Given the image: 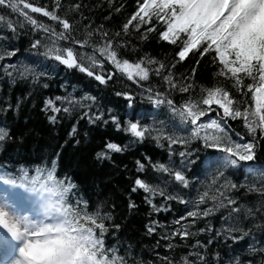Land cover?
Returning a JSON list of instances; mask_svg holds the SVG:
<instances>
[{"label": "snow or ice", "instance_id": "6c2138e0", "mask_svg": "<svg viewBox=\"0 0 264 264\" xmlns=\"http://www.w3.org/2000/svg\"><path fill=\"white\" fill-rule=\"evenodd\" d=\"M81 7L73 3L68 11L79 12ZM0 8L10 10L0 14V62L16 60L0 63L5 77L48 89L44 81L55 71L53 65H60L85 74L96 85L81 95L61 84L64 95L44 98L41 110L50 123L76 119L68 134L72 139L79 135L80 120L127 135L129 144L104 141L95 153L97 160H111L112 153H123L132 142L149 138L167 149L166 162H154L147 154L133 162L130 193L143 191L150 216L171 211L173 202L185 206L184 214L171 226L149 219L146 231L166 229L161 239L169 252L177 247L173 240L201 233L210 238H197L179 258L156 253L158 264H264V235H256L264 234V0H136L120 31L110 33L102 25L89 24L81 35L79 23L64 12L61 0H53L51 10L27 0H0ZM34 13L52 23L41 22ZM133 29L137 34L143 30L142 39L156 33L173 48L172 60L126 51ZM22 34L34 37L25 50L13 43ZM25 51L34 55L21 61ZM190 56L199 57L197 66L211 57L216 71L207 85L197 84L196 68L176 75L177 65ZM121 79L136 90H116ZM96 90L111 91L124 102L123 110L103 106L92 94ZM138 98L147 101V107L140 109ZM23 102V97L15 105L8 102L0 111H19ZM161 116L164 119H158ZM229 120L241 123L244 134L235 132L233 138ZM10 138V129L0 127V143ZM59 160L56 153L55 159L34 167H17L18 160L0 163V264H148L130 247L121 255L119 247L106 245L109 222L113 234L120 230L113 215L116 205L90 210L89 199L73 178L59 176ZM229 173L245 182L229 180ZM207 174L211 182L201 185L200 176ZM237 190L258 194V202L241 203L249 198ZM127 206L136 207L131 195ZM218 213L217 228L209 218ZM241 244L246 247L237 255L234 246Z\"/></svg>", "mask_w": 264, "mask_h": 264}, {"label": "trees", "instance_id": "16d2710c", "mask_svg": "<svg viewBox=\"0 0 264 264\" xmlns=\"http://www.w3.org/2000/svg\"><path fill=\"white\" fill-rule=\"evenodd\" d=\"M27 2H34L37 6H47L51 10L53 0H27ZM64 5V12L68 15L74 16V22L79 23L81 31L77 35L82 34V30L89 24L93 28L101 25L110 33L120 31L121 26L131 16L135 9L136 0H61ZM73 3L81 4L82 7L79 12H69V6ZM121 11H115V8H120ZM10 10L0 8V14L7 15ZM61 13V15L64 14ZM35 18L41 20L43 23H52L48 18L32 14ZM12 19H17L15 14H12ZM41 35H43L41 33ZM143 30L137 34L133 29L127 37L129 48L126 51H139L140 55L149 54L162 60L171 61L173 58V48L166 42H162L156 33H149L147 39H142ZM34 38L31 34H22L19 40L13 41L17 47L22 50L28 48V42ZM39 38V37H35ZM6 47V45H5ZM34 55L26 52L20 60L23 61L25 57ZM199 57L190 56L186 61L177 65L176 75L181 73L187 74L192 68H196V82L197 84L209 83L212 74L216 68L211 64V57L204 59L199 66L195 61ZM13 58L11 61L5 60L0 63H15ZM55 71L51 73L50 79L44 81L49 83V88L45 89L42 85H33L31 81L25 82L17 80L15 83L10 81L3 75L0 69V108H5L8 102L15 105L16 101L23 97L24 102L21 104L19 111L13 108L12 111H0V125L10 129L11 138L2 143L5 149L4 153L9 156L19 157L22 159H29L34 164H42L49 160L55 159V154L59 153L60 166L58 174L63 177L65 174L73 178V182L80 186L81 194H83L90 201L91 209L95 210L97 207L104 205V210L111 208L112 204L116 205L113 212L115 223L120 225V230L112 233L111 224L109 222V233L106 234V245L109 247L117 246L120 249L129 247L134 250L137 259H142L148 264L156 261L158 264L159 256L173 255L179 258L185 254V249L191 250V245L195 243L196 239L205 240L210 238V234L201 233L198 237L190 238L189 240H173L172 243L177 247L169 252L165 246V242L161 239V232L166 229H158L157 233L149 234L146 231V225L149 219L159 220L161 225L167 224L171 226L172 221L178 218L179 215L184 214L185 206L176 202L172 203V210L169 212H161L159 214L152 212L150 206L144 202L143 191H138L135 194L130 193L132 185V178L135 174L133 162L141 158L145 154L151 156L153 161L166 162L167 149L161 148L151 138L143 143L132 142L127 151L123 153H112L111 160H97L95 153L99 151V146L108 139H114L116 142L129 144V138L126 134L117 133L112 126H105L104 124L90 125L86 120H80L78 124L80 144L76 143V139H72L68 134L71 127L76 123V119L71 117H62L58 119L56 124H52L47 119V113L43 112V99L49 96L64 95L63 84L68 92L76 89V92L83 95L84 92L96 89V85L91 83V78L85 74L74 70H65L63 66L53 65ZM155 85L158 83L156 79L152 81ZM135 89L130 81L121 79L116 85V90L121 89ZM97 95L100 103L106 108H113L123 110V101L115 97L109 90H96L92 92ZM137 105L140 109L147 107V101L137 99ZM158 119H164L163 116ZM151 120V118H150ZM227 126L233 133V138H236L234 133L240 132L244 134L242 124L237 121H227ZM87 133V135H85ZM66 137L67 140H64ZM127 168V170H126ZM152 175V172H149ZM159 175V174H157ZM164 177H160L163 179ZM201 185L209 184L212 180V175L200 176ZM228 179L242 184L245 182L244 177L232 176L228 174ZM251 179V178H249ZM152 183H159V180H153ZM163 187V185H161ZM198 187H201L198 185ZM203 190V188H201ZM188 191V190H185ZM240 196L248 197L247 200H242L241 203L251 205L253 202H258V194L249 193L247 191H240ZM195 191L192 195L195 196ZM131 195L136 207L129 209L128 197ZM186 199L188 197H185ZM157 203H164V201L157 198ZM190 207V206H189ZM219 213L215 218H209V221L215 226L220 227ZM200 227H204L203 222H198ZM195 232L196 228H191ZM257 239H260L261 233H257ZM159 241V246H157ZM229 243H231L229 241ZM235 247V254L239 255L242 248L246 245H237ZM213 246L212 252L216 251ZM121 255L124 254L120 252ZM229 254H232L231 252Z\"/></svg>", "mask_w": 264, "mask_h": 264}, {"label": "bare ground", "instance_id": "6f19581e", "mask_svg": "<svg viewBox=\"0 0 264 264\" xmlns=\"http://www.w3.org/2000/svg\"><path fill=\"white\" fill-rule=\"evenodd\" d=\"M63 139H64V140H67L66 137H63ZM60 156H61V154H60Z\"/></svg>", "mask_w": 264, "mask_h": 264}]
</instances>
